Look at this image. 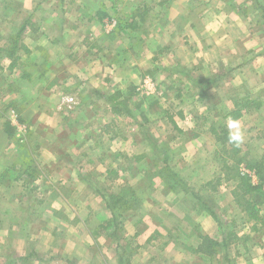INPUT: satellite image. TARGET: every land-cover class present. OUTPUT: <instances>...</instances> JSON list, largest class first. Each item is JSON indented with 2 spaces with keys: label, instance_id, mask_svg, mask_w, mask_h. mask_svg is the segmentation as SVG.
Masks as SVG:
<instances>
[{
  "label": "crops",
  "instance_id": "crops-1",
  "mask_svg": "<svg viewBox=\"0 0 264 264\" xmlns=\"http://www.w3.org/2000/svg\"><path fill=\"white\" fill-rule=\"evenodd\" d=\"M100 1L103 5L98 4L94 11L95 3ZM234 1L136 0L132 8L137 7L144 18L152 20L138 22L133 31L105 30L103 38L107 42L102 47L93 42L97 39L92 31L108 26L104 19L117 13L115 2L59 0L56 4L54 0L48 2L51 10L43 12L46 23L30 19L25 24L19 42L31 52L30 58L26 62L20 59L11 72L9 64L5 70L0 61L1 68L12 77L13 73H23L19 76L21 89L18 82L8 84L10 89L15 86L14 100L4 104L12 135L0 131V154H4L5 148H14L15 154L23 155L27 150L17 146L25 142L31 155H37L40 146L48 164H33L36 158H28V164H1L0 160V264L213 263L199 251L204 249V237L216 241L213 237L218 235V225L206 212V206L220 217L224 208L220 206L219 182L216 185V181L203 178L200 172L204 171V164L179 165L176 178H164L140 164H107L111 148L105 142L124 140L117 123V119L124 117L109 113L117 131L113 135L103 130L106 126L96 125L105 122L107 113L103 115L90 108L107 103L114 92L123 93L121 86L128 76L125 70L138 74L133 82L136 91L150 70L146 67L140 71V59L152 62L157 54L176 58L187 53L211 67L218 62L223 44L241 49L232 53L236 62L244 49L245 55L251 49L261 50L263 37L252 48L240 42L242 33L251 35L248 39L253 41L252 34H259L260 30L257 27L254 32L252 28L255 14L245 9L249 3L236 0L239 5L235 7ZM228 2L232 10L229 14L222 9ZM134 9L129 12L123 7L124 15L135 16ZM24 21L13 24L6 45L9 39L14 40ZM72 36L77 37L75 43L66 46L63 52L67 54L63 56L62 47ZM43 38L49 40L48 46L40 43ZM27 39H31V46ZM101 50H108L109 55H95ZM127 55L132 58L123 64ZM88 93L98 97L94 104L83 99ZM65 97H73V104L63 101ZM128 102L134 123L140 126L142 121H152V114L143 109L144 98ZM50 139L52 145L47 147ZM97 151L100 157L95 163L89 161V155ZM82 158L87 159L85 164L70 162ZM68 160L69 164H63ZM215 169L209 168L212 173ZM105 199L116 202V226L107 224L110 207L104 210L100 205H104ZM241 216L246 227L253 226L243 213ZM251 231L250 228L248 233Z\"/></svg>",
  "mask_w": 264,
  "mask_h": 264
},
{
  "label": "rangeland",
  "instance_id": "rangeland-1",
  "mask_svg": "<svg viewBox=\"0 0 264 264\" xmlns=\"http://www.w3.org/2000/svg\"><path fill=\"white\" fill-rule=\"evenodd\" d=\"M55 1L56 2H54V0H0V46H3L2 48L6 46L5 40L8 36L12 35L14 23L19 24L26 19H31L32 21L41 20V23H46L44 22L45 18H43V12L51 10V6L48 5V2L58 4L59 0ZM102 1L112 4L115 2L118 8L117 13L112 12L108 15V18L104 19V24H107L108 28L106 27L103 29L95 27L93 29L92 33L96 36L94 38L97 39L93 42L98 46L102 47L107 42L106 39L103 38V36H106L105 30H108V32L113 30L118 23V18L124 20L129 19V14L126 16L124 15L126 9L132 12L135 8L133 12H135L136 22L139 21L140 17H143V21H146V18L152 20L149 17L144 18V13L137 7L132 8V4L136 0ZM118 1H121V3L118 4ZM148 1L151 3L154 2V0ZM159 1L160 0H155V2ZM238 1H240V4H244L245 2L249 3L245 9L249 8V11L255 14V19L253 20L255 25L252 28L254 32L257 31V27L260 30L259 34H252L254 35L253 41L248 39L251 35L248 36L247 33H242L243 39H240V42L252 48L256 46L258 42L257 39L260 40V37L264 39V19H262V11L260 9V7H264V0ZM234 2L235 7H237L239 3L236 0ZM98 4L103 5L101 1L95 3L94 8H92L94 11L97 10ZM192 5L196 8L195 3H192ZM224 5L226 8H222L223 11L227 14L231 13L232 10L228 8L231 3H224ZM67 14L70 15L71 12H67ZM149 16H151V14ZM252 18L251 16V20ZM126 23L127 20L123 26H128V23ZM126 30H130V28H126ZM137 33H140V31ZM46 38H43L40 43L48 46L50 42ZM76 38V36H72L68 39L65 46L62 47V52L64 50L66 51V46L74 44ZM26 42L31 46V39H27ZM243 43L242 46L244 47ZM261 43L262 41H260V44ZM232 44L234 45L235 42ZM236 47L228 48L224 44L222 45V54L220 53L221 55L218 57V62L215 63L214 66L211 65L214 70L210 65L202 62L199 63L198 60L190 58L187 53L181 54L176 58L160 57L162 54H157L152 58V62L139 58L141 63L138 65V68H140V71L146 67L150 68V70L147 71V78L141 79L142 83L140 81V86L138 85L136 91L133 82L135 76H138V74L130 70H125L124 72H126L128 76H126L121 86V88L124 89L123 93L120 91L113 93L114 96L115 94L119 95V97L116 96V103H121L128 109V104L131 103L128 101H132V99L139 97L144 98L145 105L143 109H148V113L152 114V121L150 123H144V121H142L139 126L138 123H134L133 120L130 119V113L129 115L125 113L120 114L124 118L122 117L123 119L119 121L117 119V123L119 124L118 133L120 136L124 137V140L119 141L121 145L119 142H110L109 144L105 142V144L111 148L109 149V153H107V164H140L141 166L149 167L155 174L159 172L164 178L179 177V171L177 173V167L179 165L204 164V171L202 170L200 172L203 178H210L216 181V185L217 182H219V186L222 187L220 206L224 209H222L220 217H217L219 223L216 222L218 225V235L213 238L217 242H221L225 234L232 232L234 234H239L241 242L236 246L230 242L229 247L226 249L209 247L199 252L204 254L206 258H210V261H213L212 264H254L253 262H255V264H264V245L262 246V244H264V229L257 226L256 230H252L251 233H248L252 227L245 226L246 221H244V218L241 216L240 210L235 205L232 197V191L236 186L237 176L243 174L248 175L252 182L256 183V169L260 168L261 173H264V45L261 50L259 47L257 51L251 49L246 55V49H244L242 55L238 56L239 59H237V62L232 53L233 51L240 52L241 49ZM17 54L21 57L22 61H24L30 58L31 52L28 55L22 52H18ZM62 54L64 56V54L67 53L63 52ZM98 54L105 57L109 55L108 50H101L95 53V55ZM50 56L51 55H49L48 58L49 60ZM126 57L127 58L122 61L123 64H125L128 59L132 58V56L128 55ZM198 59L200 58L198 57ZM0 60H2V64L6 68L5 70H8L7 65L10 64L11 61L7 58L6 52L0 55ZM53 64H55V61H53ZM150 66L153 67V69H151ZM161 67L166 69H162ZM242 67L245 68L240 71L235 70ZM5 70H0V131L3 130L4 132L5 123L7 122L4 104L14 100L15 97L12 91H15V86H12L11 89L10 86L14 85L13 82L15 81L18 82V86L21 89L19 76L23 75L22 71H20L19 73H13L14 76L12 77L11 74L9 75ZM145 82H150V85ZM205 82H211L212 84L203 88ZM8 84H11L9 88ZM8 91H11V93ZM22 92L26 96L28 95L26 91L24 92L22 90ZM37 99L38 97L36 100ZM83 99L88 103L92 102V104H94L98 97L88 93L84 95ZM246 99L256 100L261 103V106L259 109H248V112H246L241 119L236 121L239 124V131L241 134V138L239 139L240 154L235 160H230L226 155H224L225 157L222 155L221 146L215 142L214 137L210 133V129L216 128L218 130L221 127H225L229 132H235V129L229 128L228 125L230 121L225 118V115L234 108L236 102H244ZM34 103H36V101ZM90 109L93 112H101L103 115L107 113V115H105L107 118L105 122H98L96 125L102 128L106 126L103 130L115 135L117 131H115L114 125L111 124V120L113 119H110L109 113L111 114L112 111L108 102H105L103 105L97 104L95 107L91 106ZM174 119L179 124L180 128L177 126ZM28 145L30 149L31 144L29 143ZM51 145L52 139L48 141L46 146L48 147ZM9 146H11V144L9 145L8 143V147ZM18 147L20 149L23 147V150H27V152L23 155H17L14 152V148L10 149V151L8 148H5L7 154H5V152L2 155L0 154V160H2L1 164H19L18 162L28 164V158L31 160L36 158L33 164H48L46 157H44L45 155L40 151V146H37L39 151L38 154H40H37L38 156L35 155V153L32 155L29 153L30 151L25 142L21 147L18 144L17 148ZM20 149L18 151H20ZM118 151L120 152L119 155ZM100 155L101 154L97 151L90 154L88 160H91V162L94 160L95 163ZM24 156L26 159H23ZM40 156L41 159L39 161L38 159ZM76 161L79 164H85L87 159L82 158V161L75 160L70 162L72 164V162L75 163ZM70 162L68 160L67 162H63V164H69ZM170 164L174 168V171ZM214 166L216 169L215 172L212 173L209 168L211 169ZM182 173L184 175L186 174V172ZM103 203L105 207L103 204H100L102 209L108 210V206L110 207L108 211L110 212L111 218L107 224L111 223L112 226H116V202L111 199L107 202V199H105ZM206 208L208 209L207 206ZM262 210H264V205ZM262 215L264 216V211ZM203 244L205 246L207 242L205 241ZM250 261H252V263Z\"/></svg>",
  "mask_w": 264,
  "mask_h": 264
},
{
  "label": "trees",
  "instance_id": "trees-1",
  "mask_svg": "<svg viewBox=\"0 0 264 264\" xmlns=\"http://www.w3.org/2000/svg\"><path fill=\"white\" fill-rule=\"evenodd\" d=\"M260 9L262 11V19H264V7H260ZM118 19V23L114 28V32L116 31L117 33L123 32V30H126V28H130V30L133 31L137 29L138 22H144L143 17H140L139 21L136 22L135 16L131 15L129 19H126L128 26H123L126 20L121 18ZM29 22V20H25L24 23L17 30L14 40L13 38L11 40L9 39L7 45L5 42V45L7 47L0 48V55L6 52L7 58L11 61L8 66L10 72L13 69L17 68L19 65L21 58L20 56H18V52H22L27 55L29 54L28 50L19 42L20 36L25 30V24H29ZM0 70H2L1 66ZM210 84L212 83L205 82L203 88H206V86ZM116 96L119 97L118 94H115V96H110L107 99L109 106H111L112 113L119 115L125 113L126 115H129L128 109H126L121 103H116ZM260 106L261 103L253 99H246L244 100V102L238 101L234 104V108L225 115V118L228 119L230 122H236L237 120L241 119L246 112H248V109H259ZM5 133L7 136H10L12 134V130L10 129V125L8 122L5 123ZM210 133L214 137L215 142L221 146L222 155H226V157L230 160H235L236 157L240 154L239 140L230 139V132L225 127H221L218 130L216 128H211ZM256 177L257 182L253 183L250 179V176L248 175L243 174L241 176H237L236 186L232 191V197L235 205L238 207L240 212L246 216V219L249 222L253 223V231L256 230L257 226L264 229V216L262 215V207L264 205V173H261L260 168L256 169ZM207 211L218 223L217 216H215L211 212V210L207 209ZM203 240L204 242H207V244L203 247L205 249H208L209 247L216 249H226L227 247H229L230 242L233 243V245H236L241 242V238H239L236 234L232 232H228L227 234H225L223 240L220 243L213 241L208 237H204Z\"/></svg>",
  "mask_w": 264,
  "mask_h": 264
},
{
  "label": "clouds",
  "instance_id": "clouds-1",
  "mask_svg": "<svg viewBox=\"0 0 264 264\" xmlns=\"http://www.w3.org/2000/svg\"><path fill=\"white\" fill-rule=\"evenodd\" d=\"M228 126H229L230 129H235V132H230V139L239 140L241 138V134H240V131H239L238 122L231 121V122H229Z\"/></svg>",
  "mask_w": 264,
  "mask_h": 264
},
{
  "label": "built area",
  "instance_id": "built-area-1",
  "mask_svg": "<svg viewBox=\"0 0 264 264\" xmlns=\"http://www.w3.org/2000/svg\"><path fill=\"white\" fill-rule=\"evenodd\" d=\"M145 83L150 85V82H145ZM63 101H65L67 104H73V97H65L63 98Z\"/></svg>",
  "mask_w": 264,
  "mask_h": 264
}]
</instances>
